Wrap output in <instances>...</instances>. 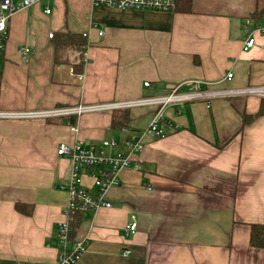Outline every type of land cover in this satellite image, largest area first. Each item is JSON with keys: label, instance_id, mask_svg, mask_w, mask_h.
<instances>
[{"label": "crops", "instance_id": "0c3cea01", "mask_svg": "<svg viewBox=\"0 0 264 264\" xmlns=\"http://www.w3.org/2000/svg\"><path fill=\"white\" fill-rule=\"evenodd\" d=\"M256 27L264 29V0H191L189 11L175 13L39 0L10 19L0 111L135 101L188 80L213 90L264 86V36ZM60 34L79 36L83 45L57 46ZM250 34L255 44L244 52ZM261 101L166 107L160 137L146 132L157 106L126 109L122 129L112 128L109 111L0 120V264H56L71 171L57 147L128 135L143 145L132 163L142 169L122 170L105 192L111 207L82 218L74 240L86 248L75 264H264V249L249 243L251 226H264V115L242 122ZM82 183L95 191L90 176ZM132 215L137 230L127 236Z\"/></svg>", "mask_w": 264, "mask_h": 264}, {"label": "built area", "instance_id": "2783aa9c", "mask_svg": "<svg viewBox=\"0 0 264 264\" xmlns=\"http://www.w3.org/2000/svg\"><path fill=\"white\" fill-rule=\"evenodd\" d=\"M39 2V0H0V61L2 60L6 42L8 39V30L11 17L20 9H26ZM94 8L128 10L139 9L149 10L162 13H175L180 7V0H91ZM46 14L50 10H45ZM256 32L264 36V29L256 27ZM103 32H99V36ZM53 34H49L52 38ZM255 44V39L252 34L248 36L245 44L242 47L244 52H247ZM21 54H29L30 49H20ZM232 73H228L224 81H230ZM145 87L149 83L144 84ZM213 84L198 81L188 80L183 81L170 88L169 92L163 96L141 98L135 101L122 103H109L93 106H78L72 108H60L46 112L37 113H20L10 111H0V120H15V119H56L66 117L68 119L76 118L87 112H99L115 110H126L141 106H157L158 110L153 116L146 132L154 134L156 137L161 136L158 130V123L163 119V109L169 106H180L185 103L193 102H209L219 98H234V97H258L264 99V86H249L242 89H223L213 90ZM70 121V120H69ZM68 121V124L74 126ZM124 132L128 130L124 129ZM143 149L140 140L134 136L128 137L122 142L114 140L103 141L99 144L89 145L82 141L75 143L61 144L56 149V155L61 158L68 159L71 165L70 177L67 185L63 187L66 190L68 198L64 207L65 221L60 223L56 230V235L59 241V251L56 264H75L79 261L82 253L86 248L83 241H70L71 223L75 216L79 215L84 218L90 211H95L98 208H110L111 203L106 201L105 192L118 185L119 173L130 167L135 154ZM132 168L139 171L141 165L133 164ZM83 176L92 178V186L95 189L86 187L82 183ZM137 230L136 219L132 215L130 221L124 228L127 236L133 235ZM125 254H130L126 251Z\"/></svg>", "mask_w": 264, "mask_h": 264}, {"label": "trees", "instance_id": "16d2710c", "mask_svg": "<svg viewBox=\"0 0 264 264\" xmlns=\"http://www.w3.org/2000/svg\"><path fill=\"white\" fill-rule=\"evenodd\" d=\"M191 0H180V7L179 11L187 12L190 9ZM60 42L57 44V46L61 47H73L75 49H80L83 45V41L81 37L75 36V35H69V34H60ZM79 66V65H78ZM76 66V67H78ZM81 64L80 68L76 70V72L80 73L81 71ZM128 110H115L112 112V128H126V124L128 123L129 117H128ZM264 115V99L261 101L260 109L258 113L255 116H246L244 115L242 117L243 124H247L251 122L255 117ZM72 122V121H71ZM73 124V123H72ZM18 210H21V207L19 205L16 206ZM28 213V212H27ZM82 218L81 216H75L74 221L71 223V234L69 236L70 241L74 239L76 230L79 226V223L81 222ZM249 243L254 248L264 249V226H257L252 225L251 226V233L249 238Z\"/></svg>", "mask_w": 264, "mask_h": 264}]
</instances>
